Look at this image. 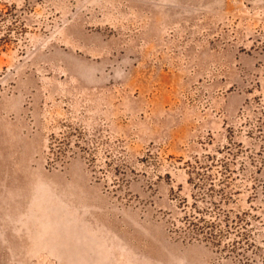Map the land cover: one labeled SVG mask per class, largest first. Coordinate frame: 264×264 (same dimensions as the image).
Returning a JSON list of instances; mask_svg holds the SVG:
<instances>
[{"label": "rangeland", "instance_id": "1", "mask_svg": "<svg viewBox=\"0 0 264 264\" xmlns=\"http://www.w3.org/2000/svg\"><path fill=\"white\" fill-rule=\"evenodd\" d=\"M0 264H264V0H0Z\"/></svg>", "mask_w": 264, "mask_h": 264}, {"label": "trees", "instance_id": "2", "mask_svg": "<svg viewBox=\"0 0 264 264\" xmlns=\"http://www.w3.org/2000/svg\"><path fill=\"white\" fill-rule=\"evenodd\" d=\"M195 176L197 177V179H200L203 181L208 180L207 177H205V175L203 176V174H200L199 172L195 173ZM222 203H224V200H222ZM214 208H217L216 203H212ZM191 208H193V211L189 214L186 215L185 218V224L187 225V229L189 230L188 232L194 236H200L203 237L206 240L209 241H215V238L212 237V233L214 232V230L216 229V225L214 224V222L211 221H207L204 218H199L198 216H196V213H200L195 206L193 205ZM227 220V216L225 217Z\"/></svg>", "mask_w": 264, "mask_h": 264}]
</instances>
